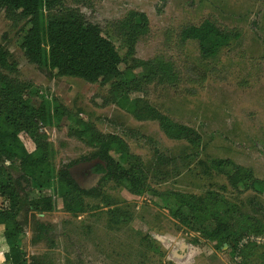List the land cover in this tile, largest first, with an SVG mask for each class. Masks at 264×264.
<instances>
[{
  "label": "rangeland",
  "instance_id": "1",
  "mask_svg": "<svg viewBox=\"0 0 264 264\" xmlns=\"http://www.w3.org/2000/svg\"><path fill=\"white\" fill-rule=\"evenodd\" d=\"M63 7L78 11L86 22L98 26L119 55L129 60L118 24L131 12L147 17V31L138 36L133 58L169 61L179 81L173 87L150 85L145 99L174 121L196 130L203 148L193 158L185 143L168 140L156 123L136 122L114 105L103 104L108 86L39 71L27 62L20 48L29 26L25 21L7 20L0 11V41L5 37L1 42L18 71L12 77L33 83L49 98L56 97L103 134L121 137L131 153L150 168L146 193L135 196L125 184L107 183L99 197L84 198V211L76 214L63 209L53 189L41 191L32 180L24 183L29 200H53L49 213L22 208L18 216L23 228L20 249L28 264L33 258L41 264H264V194L236 193L227 187L229 169L206 176L198 164L206 159L230 160L264 180V0H63ZM205 20L239 35L215 58L202 57L197 43L179 40L181 29ZM32 105L37 107L39 99H32ZM71 127L63 119L42 130L56 171L91 152L85 141L69 137ZM20 140L30 152L31 139L21 134ZM155 148L174 160L158 173L151 168ZM112 157L119 158L116 154ZM120 161L127 168L126 161ZM83 163L87 162L79 164ZM6 167L14 178L20 176L17 163H6ZM74 174L78 177L76 171ZM91 182L81 185L87 187ZM168 191L197 196L213 191L258 224L252 222L243 228L245 232H239L242 240L236 250L233 243L216 248L200 234L203 229L212 230L211 223L183 227L172 219L170 213L176 206L160 196ZM8 207V201L0 197V209ZM116 209L122 222L111 226L109 212ZM37 222L48 226V231L35 243ZM254 243L260 246L251 245ZM182 245L187 246L186 257L179 259ZM6 251L0 228V264H5Z\"/></svg>",
  "mask_w": 264,
  "mask_h": 264
},
{
  "label": "trees",
  "instance_id": "2",
  "mask_svg": "<svg viewBox=\"0 0 264 264\" xmlns=\"http://www.w3.org/2000/svg\"><path fill=\"white\" fill-rule=\"evenodd\" d=\"M0 11L4 12L7 20L25 21L29 26L20 46L29 64L59 78L108 86L103 104L114 105L136 122L156 123L168 140L185 143L192 151L193 158L199 155L203 148L199 133L161 113L145 99L150 85L173 87L179 78L169 61L162 58L148 61L133 58L136 40L148 28V19L143 13L131 12L118 24L125 38L129 60L119 55L98 26L86 22L78 11L64 9L63 0H0ZM238 36L234 30L220 28L214 21L205 20L197 26L181 29L179 40L182 43H197L201 56L209 59L215 58ZM4 40L5 37L1 39L2 42ZM1 41L0 197L9 204L8 208L0 209V227L7 249L3 257L5 264H28L20 249L23 228L18 216L22 208L37 214L49 213L53 210V200L50 197L29 200L24 194V183L28 185L32 180L41 191L53 189L62 200L63 209L76 214L84 211L83 199L99 197L102 186L107 183L125 184L129 193L135 196L146 193L149 190L150 168L140 157L131 153L129 145L121 137L103 134L92 122L62 105L56 97L49 98L33 83L12 77L17 75V66L9 62V53ZM32 99H39L37 107L32 105ZM63 119L71 123L69 137L85 141L91 152L87 158L82 157L56 171L50 163V145L42 130ZM21 134L31 139L33 152L25 149L19 138ZM112 154L119 158L114 159ZM120 159L126 161L127 168ZM95 160L102 162V165L98 164L91 170L94 175L100 176L97 186L82 190L70 177L69 167ZM6 163H17L20 176L14 178ZM173 164V159L154 149L151 168L156 173ZM198 164L206 176L229 169L227 187L236 193L250 191L260 196L264 194V180L257 179L250 169L220 159H206ZM221 189L225 190L224 187ZM160 196L174 203L176 209L170 215L181 226L211 223L212 230L203 229L200 234L203 240L216 248L233 243V250H236L242 240L238 239L239 232H245L243 228L256 223L242 215L235 204L213 191L201 196L168 191ZM118 213V209L109 212V225L122 222ZM47 231L48 226L37 222L33 241L40 242ZM29 264L41 263L33 258Z\"/></svg>",
  "mask_w": 264,
  "mask_h": 264
},
{
  "label": "water",
  "instance_id": "3",
  "mask_svg": "<svg viewBox=\"0 0 264 264\" xmlns=\"http://www.w3.org/2000/svg\"><path fill=\"white\" fill-rule=\"evenodd\" d=\"M98 164L102 165V162H100L98 160H95V161L79 164V165H76L75 167H73L72 169H69L68 172H69V175L72 178V180L79 186L80 189H82V190H90V189H92V187H95L94 186L95 184L97 185V183H98V181L100 179V176L94 175L91 172L92 168H94ZM74 171L77 172V176L78 177L75 176ZM84 175H88V177L85 179ZM90 180H92L91 183L93 185H90V186H87V187L81 185L83 182H85V181L89 182ZM186 249H187L186 245H182L181 246V249H180L181 256L177 255V257L179 259H183V258L186 257V253H185Z\"/></svg>",
  "mask_w": 264,
  "mask_h": 264
},
{
  "label": "crops",
  "instance_id": "4",
  "mask_svg": "<svg viewBox=\"0 0 264 264\" xmlns=\"http://www.w3.org/2000/svg\"><path fill=\"white\" fill-rule=\"evenodd\" d=\"M19 138H20V136H19ZM33 145L34 144H32L31 142L30 143H28V148L30 149V152L29 153H31V152H33L34 151V147H33ZM1 228V227H0ZM2 229V228H1Z\"/></svg>",
  "mask_w": 264,
  "mask_h": 264
},
{
  "label": "flooded vegetation",
  "instance_id": "5",
  "mask_svg": "<svg viewBox=\"0 0 264 264\" xmlns=\"http://www.w3.org/2000/svg\"><path fill=\"white\" fill-rule=\"evenodd\" d=\"M181 249V248H180ZM185 253H186V250H185ZM181 254V253H180Z\"/></svg>",
  "mask_w": 264,
  "mask_h": 264
},
{
  "label": "built area",
  "instance_id": "6",
  "mask_svg": "<svg viewBox=\"0 0 264 264\" xmlns=\"http://www.w3.org/2000/svg\"><path fill=\"white\" fill-rule=\"evenodd\" d=\"M1 264H4V263H1Z\"/></svg>",
  "mask_w": 264,
  "mask_h": 264
}]
</instances>
